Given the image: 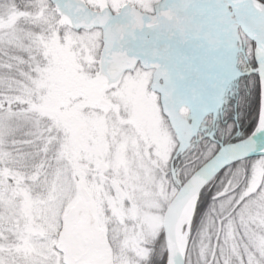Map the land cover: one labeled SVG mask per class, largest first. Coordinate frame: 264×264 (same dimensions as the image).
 Here are the masks:
<instances>
[{"label": "rangeland", "instance_id": "374dc122", "mask_svg": "<svg viewBox=\"0 0 264 264\" xmlns=\"http://www.w3.org/2000/svg\"><path fill=\"white\" fill-rule=\"evenodd\" d=\"M60 1L0 0V103L10 104L0 106V264H62L54 245L81 189L90 197L82 210L110 244L112 264H151L157 253L167 256L166 208L219 150L200 145L188 156L187 141L203 137L197 130L206 133L232 77L249 67L262 97L255 46L235 29L227 0H198L189 21H201L206 6L221 14L209 20L206 66L183 79L173 59L164 64L160 51L138 37L141 26L154 32L153 25L127 19L132 29L117 19L99 24L71 14L111 18L165 8L157 29L182 45L188 35L180 25L166 28L175 35L161 26L178 0ZM189 40L197 56L204 47ZM263 156L207 183L214 185L212 204L191 234L199 192L185 264H264Z\"/></svg>", "mask_w": 264, "mask_h": 264}, {"label": "water", "instance_id": "95a60500", "mask_svg": "<svg viewBox=\"0 0 264 264\" xmlns=\"http://www.w3.org/2000/svg\"><path fill=\"white\" fill-rule=\"evenodd\" d=\"M243 1L231 0L233 17L242 34L259 49L264 58V39L254 34L242 18ZM100 105L107 106L103 101H100ZM261 147H264V131L256 133L255 130L245 139L222 146L179 187L163 217L166 264H185L184 255L178 254L174 237L175 218L184 201L197 189L198 196L201 189L223 169L247 158L264 155V152H249ZM80 196L81 201L63 217L54 249L61 254L62 264H112L111 247L101 241V233L91 227L89 218L77 222L78 213L90 204V197L84 189L80 190Z\"/></svg>", "mask_w": 264, "mask_h": 264}, {"label": "trees", "instance_id": "16d2710c", "mask_svg": "<svg viewBox=\"0 0 264 264\" xmlns=\"http://www.w3.org/2000/svg\"><path fill=\"white\" fill-rule=\"evenodd\" d=\"M260 1L261 3H264V0ZM2 69H5V67ZM5 70V73H10L12 68H6ZM247 83H249V85ZM225 92L226 93H222L220 100L222 101V104L218 107V110H216V119L211 120V116L208 117L210 121H207L205 127H203V130L206 132L204 133L203 131L204 135L212 133L214 138L224 145L244 139L254 131L260 110V82L255 74L242 76L238 79L236 78L235 83ZM1 105L9 107L8 105L10 104L0 103V106ZM197 137L198 139H196ZM197 137L193 140L194 142L192 141V144L188 149L189 152H187L188 150L186 151L188 156L192 155L197 150L196 147H199L200 145L204 148L207 146L215 147L213 154L219 149L217 143H214L201 135H198ZM202 143L205 145H202ZM186 152H184V154ZM247 162V160L238 162L229 167V169L235 170L237 167ZM214 181L215 179L210 184H213ZM213 186L206 184L200 191L197 202L198 204L196 205L193 217V232L191 234H194L200 220L212 204ZM165 260V253L162 251L157 253V257H154L153 263L151 264H165Z\"/></svg>", "mask_w": 264, "mask_h": 264}, {"label": "bare ground", "instance_id": "6f19581e", "mask_svg": "<svg viewBox=\"0 0 264 264\" xmlns=\"http://www.w3.org/2000/svg\"><path fill=\"white\" fill-rule=\"evenodd\" d=\"M163 15H166V12H163L162 9L157 11L156 18H159ZM242 18L248 28L256 34L258 37L264 39V5L258 3L256 0H244L242 4ZM121 19V18H120ZM172 20L162 21V27L174 28L175 25L179 24L173 23ZM126 25L127 22L119 21L118 24ZM119 24V25H120ZM132 28V27H129ZM255 56L257 63L259 64V73L262 81V103L261 110L258 116L256 128V133L264 131V58L258 48H255ZM253 131V132H254ZM234 143V142H232ZM231 144V143H229ZM252 154L263 153L264 147L253 148L249 151ZM198 189L194 191L182 204L175 218L174 222V237L177 246V251L180 256L184 255V251L187 245V227L190 223L193 209L197 200Z\"/></svg>", "mask_w": 264, "mask_h": 264}, {"label": "flooded vegetation", "instance_id": "af4514ba", "mask_svg": "<svg viewBox=\"0 0 264 264\" xmlns=\"http://www.w3.org/2000/svg\"><path fill=\"white\" fill-rule=\"evenodd\" d=\"M82 133V130H80L78 133H77V135H76V143L78 142V139H79V137H80V134ZM105 166H103V165H101V171H103V168H104ZM106 168V167H105ZM107 171V168L104 170V172H106ZM86 217H89V215H88V212L87 211H85V210H81L79 213H78V216H77V222H81L84 218H86ZM91 224V227L92 228H94L95 229V227H94V225L92 224V223H90ZM163 235V234H162ZM164 238V237H163ZM101 241L102 242H104V240L101 238ZM106 243H108V242H106ZM110 245V244H109Z\"/></svg>", "mask_w": 264, "mask_h": 264}]
</instances>
